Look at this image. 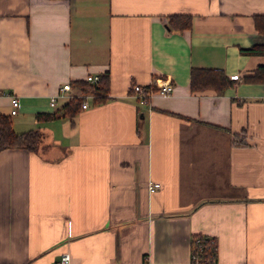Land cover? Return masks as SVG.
Masks as SVG:
<instances>
[{"label":"crops","instance_id":"crops-1","mask_svg":"<svg viewBox=\"0 0 264 264\" xmlns=\"http://www.w3.org/2000/svg\"><path fill=\"white\" fill-rule=\"evenodd\" d=\"M258 14L264 0H0V113L41 133L0 150V264H189L197 233L213 264H264V83L243 80L264 53L240 51L264 43ZM193 66L235 82L192 91ZM105 72L104 99L50 104ZM163 80L172 93L146 104L130 90Z\"/></svg>","mask_w":264,"mask_h":264},{"label":"trees","instance_id":"trees-1","mask_svg":"<svg viewBox=\"0 0 264 264\" xmlns=\"http://www.w3.org/2000/svg\"><path fill=\"white\" fill-rule=\"evenodd\" d=\"M255 25L259 31L264 32V14L254 16ZM191 23L190 14H171L168 16L167 24L171 29L179 30L189 28ZM240 51L246 54L264 53V43H255L247 48H240ZM246 82L264 83V64L258 65L252 74L243 76ZM234 80L220 68L212 67H191L189 72V85L192 91H204L212 89L220 94L226 88L234 84ZM78 86L83 91H91L94 94V100L104 99V93L108 86L107 72L100 74L97 83H90L87 80L77 81ZM82 98L71 97L65 104V114L74 115L80 106ZM38 116L41 114H37ZM45 117H52L47 113L42 114ZM234 143L245 145L242 137L234 136ZM41 142V133L38 129H29L22 132H16L12 128L11 119L8 115L0 113V150L5 148H24L30 151H36ZM201 247L198 253L202 264H212L216 259V240L214 237L203 234H192L190 237V252L196 251Z\"/></svg>","mask_w":264,"mask_h":264},{"label":"built area","instance_id":"built-area-1","mask_svg":"<svg viewBox=\"0 0 264 264\" xmlns=\"http://www.w3.org/2000/svg\"><path fill=\"white\" fill-rule=\"evenodd\" d=\"M99 78V75H91L88 74L85 77V80H87L90 83H97ZM71 84L69 82L63 83L59 89L58 92L50 98V104H55L56 97H63L71 98V97H80L82 98V101L80 103L81 108H86L88 106L87 98L92 96L90 93L87 92H80L78 94H73L71 92ZM173 84L169 80H163L161 84L157 85L155 88L151 84H139V83H132L130 85V90L132 91L134 97L138 100V103L140 104H146L148 102V99L152 93H158L159 95L166 96L172 93L173 91ZM68 92V93H66ZM18 106V100L16 97H11L10 99V115H13L17 111ZM158 186V183L150 184L149 188L150 190H153ZM202 246H199L198 250H194L190 252L189 256V264H202L204 261L200 260V257L198 253L200 252ZM58 264H70V257L68 253L64 252L60 255ZM213 264V263H212Z\"/></svg>","mask_w":264,"mask_h":264}]
</instances>
